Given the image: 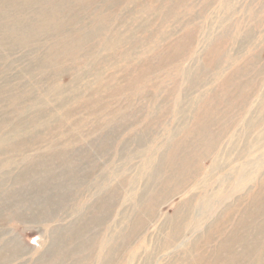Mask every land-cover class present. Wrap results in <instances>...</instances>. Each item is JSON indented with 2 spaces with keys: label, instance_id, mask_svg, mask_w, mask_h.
Segmentation results:
<instances>
[{
  "label": "rangeland",
  "instance_id": "1",
  "mask_svg": "<svg viewBox=\"0 0 264 264\" xmlns=\"http://www.w3.org/2000/svg\"><path fill=\"white\" fill-rule=\"evenodd\" d=\"M263 174L264 0H0V264H187Z\"/></svg>",
  "mask_w": 264,
  "mask_h": 264
},
{
  "label": "bare ground",
  "instance_id": "2",
  "mask_svg": "<svg viewBox=\"0 0 264 264\" xmlns=\"http://www.w3.org/2000/svg\"><path fill=\"white\" fill-rule=\"evenodd\" d=\"M40 16L42 17L44 22L47 21L48 15L43 14ZM53 17H55V15ZM38 26L39 23L33 24L31 29L37 30L39 28ZM58 52L53 56L52 51L49 52L48 58L51 56L53 59H56V55L58 54ZM197 134L202 135L199 133ZM191 175L192 171H189L185 175H182V177L187 180V178ZM260 185V188L254 191V194L252 193L249 196V205H246L243 208L238 207L234 210L235 214L239 211L240 216L237 217L236 222L232 224L233 229L231 231L226 232L225 228L223 227V225L225 224V219L223 218L220 224L210 229L212 234L209 231L210 233H208L202 239V241L205 240V246H202V251L195 258L191 259V261H189L187 264H264V211L261 210L260 206V204L263 206L264 201V177L260 178ZM242 198L243 197H241L239 200H241ZM153 206H150V211ZM234 208L235 206L229 209L228 211ZM193 211V204L188 202L184 204L183 208L179 210V212H177V216L174 221L175 225L173 237H175V235L178 234L179 230L182 228V221L187 219ZM252 233H254L253 236L255 235V237L253 238V241H250L249 236L252 235ZM216 236H218V241L215 245H212V243L215 242ZM252 242H254L253 246ZM198 244L199 242L195 243L194 247H196ZM235 245H242V252L238 251ZM251 247H254L255 249L259 250L258 255L256 256L257 263H253V261L248 262L246 254H248V250ZM245 249L246 254H243ZM240 259H244V261L241 262Z\"/></svg>",
  "mask_w": 264,
  "mask_h": 264
}]
</instances>
